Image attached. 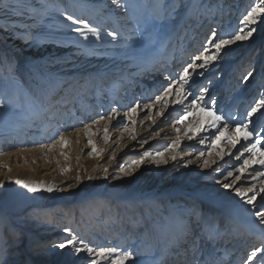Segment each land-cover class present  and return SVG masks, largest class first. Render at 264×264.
I'll return each mask as SVG.
<instances>
[{
    "label": "rangeland",
    "instance_id": "obj_1",
    "mask_svg": "<svg viewBox=\"0 0 264 264\" xmlns=\"http://www.w3.org/2000/svg\"><path fill=\"white\" fill-rule=\"evenodd\" d=\"M119 1L136 33L135 40L125 46L128 58L124 64L130 68H115L113 73L83 85L70 93L66 105L53 104L58 94L51 96L50 85L39 70L29 67V76L24 79L16 64H8L5 55V66L0 62V100L5 104L0 108V221L7 219L0 223L2 249L7 247L12 264H83L84 253L77 255L70 248L53 247L65 238L63 230L69 228L89 246L133 251L135 264H191V254L186 255L184 247H178L176 242L187 225L198 221L205 228L211 225L217 230L212 242L200 241L198 259L207 264H227L234 256L233 264H244L254 248L264 247L263 238L253 240L251 229L259 227L254 213L264 212V193L257 196L253 208L244 202L247 197H237L233 189L254 188L247 196L259 192L264 177H253L259 165L243 173L238 171L248 153L238 161L233 155H238L236 149L224 142L212 149V130L187 139L185 126L176 123L183 115L180 105L170 104L163 115H157L161 111L159 105L151 110L143 106L151 103L172 79H177L204 47L209 54L215 51L207 43L213 30L227 38L238 26L243 27L240 19L259 0ZM63 2L0 0V31L15 33V18L23 19V24L29 19L27 26L36 28V34H32L34 49L46 43L50 58L57 55L59 48L68 46L75 47L73 53L82 58V63L104 57L102 52L109 38L84 15L77 14L76 9L63 7ZM69 15L86 21L88 27L69 21ZM77 27L83 29L84 36L74 31ZM254 27L256 32L248 40L226 46L207 67L189 70L191 87L185 86L186 89L199 95L206 88L203 103L212 106L214 99L212 107L226 120L235 117L248 122L246 113L264 93V19ZM0 46L4 54L6 50ZM249 70L253 76L245 81L242 77ZM192 98L189 96L185 104ZM137 101L140 108L135 124H131L124 113ZM113 108L120 115L110 124L106 119L93 124L101 115H111ZM252 119L250 127L264 136L260 131L264 116L257 113ZM86 124L92 125L91 139L99 154H88L91 146L83 131ZM106 124L107 143L103 138ZM125 125L135 134V140ZM176 128H180L179 133ZM61 132L69 144L49 151L48 146ZM177 135L179 147L166 151ZM201 137H208L203 144L199 142ZM33 150H38V157H30L32 164L37 166L36 161L41 162L47 155L50 168L61 169L65 178L43 198L38 209L19 204L20 190L9 180H14L12 169L4 159L9 153L22 151L25 154L20 152L21 159L14 156L11 163L17 165L21 161L23 166L24 158ZM220 150L225 153L223 158L216 154ZM146 152L151 155L133 169V162L144 158ZM157 152L164 153L166 164L157 162ZM130 169L131 175H125ZM228 172L233 175L228 176ZM46 174L47 170L42 172L43 176ZM225 183L232 188L225 189ZM255 221L258 224L253 225ZM194 231L199 233L200 228L195 227ZM50 234L54 235L48 238ZM239 251L242 254L238 258ZM255 264H261L259 253Z\"/></svg>",
    "mask_w": 264,
    "mask_h": 264
},
{
    "label": "snow or ice",
    "instance_id": "obj_2",
    "mask_svg": "<svg viewBox=\"0 0 264 264\" xmlns=\"http://www.w3.org/2000/svg\"><path fill=\"white\" fill-rule=\"evenodd\" d=\"M114 4H116L117 8L124 9L126 8L123 4L118 3V0H112ZM69 21H72L74 24L83 23L85 27H88L86 21L76 20L73 16H67ZM264 19V0H259L258 3H255L250 7L249 10L246 11V14L242 16L239 21V25L243 27L237 28L230 36L227 38L223 36H218L215 30L212 31L211 37L207 40V43L212 46L215 50L211 54H209V49L204 47V49L198 54L195 55L191 62L187 64L186 67L182 69V72L179 74L177 79H172L166 87H163L162 90L159 91V94L155 95L154 99L151 103L145 104L143 107L151 110L153 107L159 105L161 111L157 112V115H163L164 111L167 110L170 104L172 105H180L183 115L179 116V119L176 121L177 124H182L185 126L184 135L187 139L191 140L198 133H203L209 130L211 131V135L214 137L212 139V149L218 148V142H224L229 145L231 148H235L237 154L235 155L236 160H241L242 157L245 156V153H248L247 158L243 159L242 165L238 171L241 173L246 172L248 168H251L253 165H259V169L254 170L253 177H264V136H261L259 132L256 131L254 127H250V124L254 123L252 119L255 114L259 113L261 116H264V93L261 94V98L255 102L254 106L246 113L244 120H238L235 117H229L227 120L221 114H218L212 106L215 105V100L211 101V105L209 106L204 101V94L207 92V89L204 88L200 90L199 95H195L192 92L188 91L185 86L191 87L190 85V69L195 71L197 68H205L213 61L217 60L220 57L221 52L226 48V46H230L238 41H246L256 32V25L258 21ZM247 29V30H246ZM93 33H96V29H89ZM81 36H84L83 29L77 27L74 29ZM113 40L117 38V33L113 31H109L107 33ZM86 38V37H85ZM197 61H201L202 63H197ZM203 73H200L202 75ZM253 72L251 70L247 71L242 79L247 81L252 78ZM192 96L189 104H185V101L188 100V97ZM5 107V104L2 100H0V108ZM138 108H140V104L137 101L133 106L129 107L127 112L124 113V116L127 118L128 122L131 124H135V117L138 115ZM111 115H101L98 120H94L93 124H99L101 120H107L110 124L112 120H114L117 116H119V112L117 109L113 108ZM151 119V117H147ZM188 121V123H185ZM155 121L153 120V123ZM234 124V126H232ZM125 130L129 131V134L133 140L136 139L135 134L125 125ZM83 131L89 137L87 143L91 146V152L97 153L96 145L92 141L91 136L94 134L92 131V125L86 124L84 126ZM261 132H264V128L260 129ZM109 127L108 124L104 126L103 133L104 139L107 143L109 140L108 136ZM176 132H180V128H176ZM190 133V134H189ZM208 137H201L199 142L203 144L205 139ZM243 142V143H242ZM69 144L68 139L65 134L61 132L57 138L52 140V143L48 146V150L57 145L61 147H66ZM180 145V136L172 141L170 145L165 149L166 151H174L176 147ZM237 145H240L238 148ZM243 149V150H241ZM218 156L223 158L225 153L223 150H220L216 153ZM63 155V153H61ZM151 154L144 153V158L133 162V169L139 167L145 162V159L148 158ZM201 156L204 155L203 152L200 153ZM156 157L160 159L157 161L158 163H167L165 160L163 152H157ZM113 159L115 158L113 154ZM172 159L175 160L176 156L173 155ZM191 163V161H189ZM205 167H208V162L205 161ZM6 167V166H5ZM11 171V169H8ZM62 171H68V169H63ZM132 169L125 172V175H131ZM104 172L107 173L108 169L105 168ZM232 172H228V176H232ZM108 177L105 176V179ZM239 177H237L238 179ZM79 177H77V180ZM91 179V177H89ZM116 179V177H113ZM9 180L19 185L21 188L25 189L28 193H36L40 190H43L47 193H52L54 191V185H45L43 182H31L23 179H15ZM3 185H0L2 187ZM68 187H72V185H68ZM225 189L232 188L231 184H223ZM235 195L240 197L248 205H251L255 208V201L257 196L260 193H264V186H262L254 195L247 196V193L253 192L254 188H247L246 190H242L237 187L233 189ZM264 199V197H261ZM255 216L258 218L260 225L264 226V212L256 211ZM195 227L200 228V232L196 233L194 231ZM67 235L64 239H62L58 244H54L53 247H58L59 249L70 248L75 254L79 255L84 253L85 255L82 257L83 264H135L134 260V252L129 250H121L117 247H92L89 244L85 243L82 238L78 235L73 234L72 230L69 228H65L63 230ZM216 228L214 226L209 225L205 228L198 221L195 224H189L185 227L183 236L177 240V246L183 245L185 254H191V264H207L206 261L200 260L197 258V253L200 251V241L206 239L209 242H212L215 239ZM260 254L261 264H264V247L254 248L247 256L244 261V264H255V259ZM0 264H12V261L9 259V251L5 246L3 249H0Z\"/></svg>",
    "mask_w": 264,
    "mask_h": 264
},
{
    "label": "bare ground",
    "instance_id": "obj_3",
    "mask_svg": "<svg viewBox=\"0 0 264 264\" xmlns=\"http://www.w3.org/2000/svg\"><path fill=\"white\" fill-rule=\"evenodd\" d=\"M118 3L121 4L119 0ZM176 4L177 3H175V5ZM171 5L174 6L173 4ZM63 7L67 10L76 9L75 11L77 14L84 15L95 28L99 27L101 33L106 34L109 40L107 42L108 46H106L102 52L104 57L91 60V62L88 63H82V58L73 53L75 47L68 46L64 49L59 48L56 52L57 55L50 58V54L47 53L49 48L46 43H41L39 44V49H34L36 44H34L32 34L33 36L36 34V28H29L27 26L29 19H25L26 23L23 24V19L21 20L16 17L15 24H18V28L14 31L15 33L0 31V44H2V48L6 50L4 54L0 51V62L5 66L6 58L9 65L16 64L24 79H27L29 76L27 70L29 67L34 70H39L41 72L40 75H43L47 84L50 85L51 96L58 94L54 101L55 103H53L56 104V107L60 105V103L66 105L70 93L79 91L83 85H88L97 80L98 77H102V75L113 73L115 68H122L121 71L128 70L130 65L127 64L128 66H126L124 64V62L127 61L126 57L128 58V48L125 46L134 41L136 37L133 22L124 13L123 9L117 8L112 0H64ZM182 9L183 8H181L180 11H182ZM109 31L117 33V38L115 40L107 34ZM194 39H197V35ZM4 55L6 56L5 58H3ZM68 62L71 63L68 65ZM120 147L124 148L125 145H120ZM37 151L38 150H33L31 154H29L30 156L28 155L27 158H24L25 164L23 166L21 165V161L17 162V165L11 163V159L14 156L21 159L19 155L22 151L15 152L14 155L9 153L4 157L6 163L11 166L12 177L14 180L18 178L31 182H43L45 185H54L56 187L60 180H65L63 173L61 174V169L53 170L50 168L51 162L47 155L44 156L41 162L36 161L37 166L34 165V163L32 164L30 162V157L37 160ZM39 151L42 154L44 153L42 149H39ZM45 170H47V174L43 176L42 172ZM13 187L20 190L17 192L19 194L18 197L20 196L18 199L19 204H26L25 207H29V209H38L43 198L49 194L43 190L34 194L28 193L25 189L16 184H14ZM6 221L7 219L3 217L0 223L2 224ZM1 224L0 230L2 228ZM256 224H258L257 221L253 223V225ZM51 229L55 230V227H51ZM251 229L254 233L253 237L255 236L253 240L262 238L264 240V226L259 224V227L254 226ZM53 235L54 234H50L48 238ZM2 243L3 241L0 237V249L3 247ZM180 246L183 247V245ZM177 250L178 249H176V251ZM176 253L179 254V251ZM241 254L242 251L237 257L239 258ZM233 257L234 256L229 259L227 264H233L236 261H233ZM213 263H216V260L213 261Z\"/></svg>",
    "mask_w": 264,
    "mask_h": 264
}]
</instances>
